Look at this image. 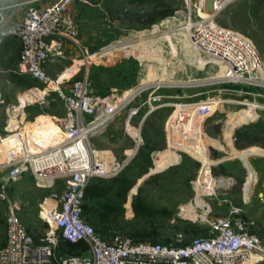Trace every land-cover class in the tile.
I'll list each match as a JSON object with an SVG mask.
<instances>
[{"label":"built area","instance_id":"built-area-1","mask_svg":"<svg viewBox=\"0 0 264 264\" xmlns=\"http://www.w3.org/2000/svg\"><path fill=\"white\" fill-rule=\"evenodd\" d=\"M74 1L55 0L49 5L28 7L22 13L18 8L20 2L0 0V42L14 37L22 46L16 72L27 74L38 82L29 91L42 92L44 101L41 103L49 104L47 96L55 92L64 104V114L60 119L61 139L34 152L29 149L23 127L22 131L18 129L20 123L24 125L23 112L27 101L8 109L9 113L16 115L15 112L22 108V121H17V125L9 124L8 136L17 135L21 140L9 146L1 163L6 174L0 181V199L8 202V214L6 243L0 248V264H262L264 238L251 231L255 221L248 218L242 207L231 199H226L228 211L224 216L211 217L212 205L207 199L202 206L196 207V219L200 217L207 222L209 235L196 237L187 245L135 242L123 234L107 239L85 221L83 204L91 180L122 172L139 147L133 154L129 153L130 149L126 158L119 159L110 149L94 148L93 136L130 106L140 89L122 95L109 93L101 96L96 93L89 76L90 68L101 65L113 50L103 47L91 51L81 43L79 26L71 10ZM190 1L194 5H189L188 10L180 12L179 16L189 31V42L195 51L207 58V63L225 67L227 80L264 88V59L253 40L217 20L227 0ZM198 1L205 2V5L197 6ZM65 41L75 46L78 63L65 65L62 73L51 75L46 70V63L64 64L68 59ZM75 66L77 69L70 76L64 75ZM82 68L84 74L76 78ZM155 100L157 96L152 93L145 102L150 106L149 112L161 106L154 105ZM4 102L0 93V105ZM185 106L194 112V117L204 119L217 112L219 102L206 100ZM138 111L139 107H130L126 119L128 127L137 130V135H131L137 144L139 130L131 122ZM174 113L167 125L168 140L177 131L183 132L178 126L185 119L174 117ZM28 174L40 187H57L40 201V216L47 226L39 241L22 220V202L11 198L6 191L10 182L23 179ZM229 180L221 179L219 185L229 188ZM216 186L215 183L209 195L216 194ZM196 198L190 203H195ZM63 240H85L89 250L81 255L61 254Z\"/></svg>","mask_w":264,"mask_h":264},{"label":"rangeland","instance_id":"rangeland-1","mask_svg":"<svg viewBox=\"0 0 264 264\" xmlns=\"http://www.w3.org/2000/svg\"><path fill=\"white\" fill-rule=\"evenodd\" d=\"M2 1L20 2L21 5L18 8L23 13L28 7L45 5L50 0ZM120 2L122 1L76 0L72 5V12L78 22L83 45L91 51L103 47L113 50L104 59L103 71L99 73L101 87L107 88L110 93L116 95L132 92L141 86L144 87V90L138 93L139 95L131 102L130 106L118 113L112 119L113 121H110L112 122L111 125L107 124L97 132L92 141L93 146L98 149H112L119 159L126 158L124 153L126 150L131 149L129 153L133 154L139 146L137 153L123 170H127L132 178H136V184L130 192L132 193L135 186L138 188L143 186L150 204L155 207H167L172 212V217L165 220L163 225L166 234L172 237L174 241H177L181 237L179 234L183 232L180 230L182 224L180 219L209 228L207 222L200 217L191 220L193 217H187L184 210L185 206L191 201H195L196 196H198L196 182L203 175L206 168V165H203L205 162L210 163L212 177L217 180L216 184L218 185L215 187L216 194L205 193L209 196L203 202L207 199L212 205L210 216L219 217L227 214L228 204L224 199H231L242 207L248 218L255 221V230L264 237V201H259L255 194L252 197L253 190L249 197L245 195L248 168L238 155L239 152L251 151L249 160L255 170L257 181L259 175L256 168L259 166L264 169V134H260L262 143L245 148L254 147L251 150L236 147L234 137L235 130L238 128L252 124L264 125V88L227 80L225 77H228V71L225 67L207 63V58L194 51L195 49L189 42V31L179 16L180 12L188 10L189 5H194L190 0H169L174 8L173 13L149 27L124 20L126 10L142 11L143 5L126 4L124 8L118 4ZM203 5L205 2L198 1L197 6ZM217 20L221 25L240 31L250 37L264 59V0H227L218 14ZM147 45L152 46L146 48ZM157 47L162 51L158 52L160 58L148 60L142 58V56L149 55ZM116 48L119 49L116 50ZM67 54L68 59L77 57V51L75 52L70 46L67 48ZM192 55L198 56V63L190 61ZM60 64H54L55 70L47 72L54 76L62 73L65 67H61ZM205 64L206 66L201 68ZM67 65H70V60L67 61ZM111 67L115 71L114 74L109 71ZM122 70L123 74H119L118 71ZM69 71L65 72L64 75L70 76L72 71L71 69ZM156 72L164 74V77L152 80L144 78L149 73L151 76L156 75ZM234 85H242V87L235 91ZM93 86L97 90L94 81ZM29 89L13 81L9 72L0 67V93L5 100L4 104L0 105V181L6 174V168L1 163L9 149L1 141V138L10 134L8 130L10 123L17 125L22 121V108L15 112L16 115L9 113L8 109L13 106L19 107L22 97L39 96L30 102L27 100L25 107L29 121L26 130L27 141L28 137H31L37 145L46 143L48 135H44L42 132L38 134V129L44 132L47 130L46 132H50L53 136L61 135L62 137L63 135V131L58 125L59 117L64 112L63 100L55 92H52L51 95L47 96L50 103H41L42 96L40 95L42 92H30ZM42 90L44 89L42 88ZM152 93L157 96V100L153 101V104L161 106L149 112L150 106L144 102ZM206 100H216L219 102V106L217 112L210 118L192 117L188 147L197 156L180 149L177 150L180 154L179 162L163 167L158 161L157 155H160L162 151H170V148H173V142L176 139H181L180 136L183 135V132H177L168 140V121L171 115L179 109L178 104L186 107L185 105ZM131 106H141L131 122V125L139 130L141 140L139 139L138 144L132 137L135 134L131 129L134 128L128 127L126 123ZM252 111L254 114L257 113L255 117ZM246 112L244 118L246 120L239 121ZM46 120L49 122L45 123ZM146 120L147 122H145ZM237 121L239 123L234 125ZM37 122H40L41 125L33 127ZM46 124L49 129H47ZM22 127L23 125L20 123L18 129L22 131ZM234 127L236 128L234 129ZM148 142L155 149L150 155V168L147 172V174H151L143 179L146 173L142 176L139 174L138 162L140 158H138V151L142 145ZM203 145L208 148L209 158L201 152ZM28 146L32 152L41 150L31 149L30 145ZM216 154L218 157H215ZM219 163H225L227 169L234 174L214 175L212 170ZM221 179H230V187L226 188L219 185ZM54 189L57 187L38 186L31 174L10 184L9 196L21 200L22 220L34 236H41L47 226V222L40 216V201ZM128 205L131 206V211ZM125 207L124 219L132 220L134 218L132 201H126ZM198 211L200 213V209ZM7 214L8 202L0 199V241L5 239ZM113 232L122 234L121 232Z\"/></svg>","mask_w":264,"mask_h":264},{"label":"trees","instance_id":"trees-1","mask_svg":"<svg viewBox=\"0 0 264 264\" xmlns=\"http://www.w3.org/2000/svg\"><path fill=\"white\" fill-rule=\"evenodd\" d=\"M121 1L122 2L118 4L122 7H124L126 4L143 5L142 11H132L129 9L126 10V13L124 14V20L128 22H137L139 25L144 27H149L154 23L170 16L174 11V8L172 7L169 0ZM21 48L22 46L20 41L14 37L7 38L0 42V67L5 68L9 72V75L13 81L18 84H22L25 88H31L38 85V82L27 74H19L16 72L20 60ZM103 68V63L99 66H92L90 68L89 75L92 83L94 81V85L97 87V90L95 89L96 93L101 96H105L110 93L107 88L101 87L99 73L103 71ZM109 71L112 73L115 72L112 67ZM118 72L119 74H123V70ZM83 74L84 69L82 68L81 71L76 75V78H81ZM241 87L242 85H234L233 88L240 89ZM246 114L247 112L240 118L239 121L246 120L244 119ZM145 122H147V120ZM237 123L239 122L237 121L234 125H237ZM235 128L236 127H234V129ZM262 133L264 134V125L252 124L238 128L235 130L234 135L235 145L240 149H245L251 145L260 144L262 143V137H260V134ZM253 148L254 147H250L245 150H251ZM154 149L155 148L151 147L148 142L142 145L138 151V158H140L138 166L140 168L139 174L141 176L147 173L150 168V155ZM201 152L205 157L209 158L207 146L203 145L201 147ZM217 155L218 154H216L215 157H218ZM212 172L214 175L234 174L232 171L227 169L225 163H219L213 168ZM11 183L12 182L6 186L7 192L8 189H10ZM135 184L136 178H132L127 170L122 171L112 177H96L91 180L86 189L85 201L83 204V217L85 221L90 223L95 231L102 237L109 239L115 234H120L113 232L116 231L121 232L123 235H127L135 242L148 241L162 244L187 245L196 237L209 235V228L203 227L197 223L180 219L182 222L180 230L183 232L179 234L181 237L178 238L177 241H174L172 237L166 234L165 227L163 225L165 220H168L172 217V212L167 207H155L150 204L148 202L150 200L145 194L143 186H140L137 193L132 196L134 218L132 220L124 219V214L126 211L125 202L128 201L129 193ZM128 206L131 211V206ZM255 227L256 224L251 228V231L259 234V232L255 230ZM41 236H34V238L36 241H39ZM5 243L6 231L5 239L3 238V240L0 241V248L3 247ZM88 250L89 244L85 240H79L75 242L63 240L60 246L61 254L81 255L88 252Z\"/></svg>","mask_w":264,"mask_h":264},{"label":"bare ground","instance_id":"bare-ground-1","mask_svg":"<svg viewBox=\"0 0 264 264\" xmlns=\"http://www.w3.org/2000/svg\"><path fill=\"white\" fill-rule=\"evenodd\" d=\"M221 5H223V4H221ZM149 46H152V45H147L146 48ZM148 49L150 50V48H148ZM152 49H154V48H152ZM158 52H162L159 47L155 48L153 52L151 51L149 55L147 54V56H142V58L147 59V60L152 59V58H154V59L160 58V54H158ZM188 55H190V54H188ZM190 61L194 62V63H198L199 62L198 56L192 55V58H190ZM201 63H203V62H201ZM163 77H164V74H159L158 72H156V75L151 76V74L149 73L144 78H146L148 80H152V79H162ZM40 96H42V95H40ZM36 97H39V96L38 95H33L32 97H29V96L25 97L24 96V97H22L21 102L25 103L27 100L31 101ZM41 101H44V99L42 98ZM178 108L179 109L174 113V117L177 116L178 118L185 119V120L180 121L179 126H178L183 131V135L180 136L181 139H176V141L173 142V144H172L173 148H170V151H168V152L162 151L160 155H157L158 161L161 163V165L163 167H166V166L170 165L171 163L179 162L180 154L178 153L177 150H180V149L186 150L189 153H191L192 155L197 156V154H195V152L188 147V139H189L190 130H191V121H192V117L194 116V112L192 110H190L189 107H187V106L184 107L183 105L178 104ZM181 109H183L182 112H181ZM252 113H253L254 117L257 114L256 112L254 114L253 111H252ZM131 131L135 135L138 134L136 129H131ZM20 140L21 139L17 135H14V136H8L7 138H5L2 141L4 142L5 145H7L9 147L12 144L16 145ZM250 154H251V151L246 152V153L245 152H239L238 153V155L240 157H242V160L245 162V164L248 168V176H247V180H246V187L244 190L245 195L247 197H249L252 194L253 186L256 182L255 170L252 166L248 165V161H250L249 160ZM203 165L204 166L206 165V168L204 169V172H203L201 179H199V181L197 182V188H198L197 200L195 203H193V204L190 203L187 206H185V208L183 207L185 210V215L187 217H193V219H196V217H197V212L195 211L196 207L198 205L202 206L205 203V202H203L205 200V197H204V195H206L205 193L210 194V192L213 191V186L216 183L215 179L212 177V175L210 173V163L205 162V164L203 163ZM221 183H224V181H221Z\"/></svg>","mask_w":264,"mask_h":264},{"label":"crops","instance_id":"crops-1","mask_svg":"<svg viewBox=\"0 0 264 264\" xmlns=\"http://www.w3.org/2000/svg\"><path fill=\"white\" fill-rule=\"evenodd\" d=\"M53 1H55V0H50V1H48V3L47 4H45V5H49V4H51ZM64 46H65V48H66V50H67V48H68V46H70V47H72V49H74V51L76 52V49H75V46L72 44V43H70L69 41H65L64 42ZM69 54V53H68ZM75 54V53H74ZM70 60V65L73 63L72 61H74L75 63H78V61H77V59H76V57L74 56L73 58H69L68 60H66V62L63 64V63H61L60 64V62H48V63H46V70L47 71H53V70H55V67H54V64H60L61 65V67H64L65 65H67V61H69ZM72 62V63H71ZM77 66H75V67H73L72 69H71V71H72V73L77 69L76 68ZM69 73H71L70 71H69ZM137 89H140V92H142V90H144V87L143 86H141V87H139V88H137ZM139 92V93H140ZM139 94L137 93V95H136V97L138 96ZM135 97V98H136ZM145 103V102H144ZM40 105H43V104H41L40 103ZM132 107V106H131ZM135 107H139V110L141 109V106H135ZM24 115H23V118H24V125H23V131H24V134H25V137H26V130L28 129V126H29V121L27 120V114H26V109L24 110ZM63 114H64V112H63ZM63 116V115H62ZM62 116H60L59 117V120H58V125L61 127V123H60V119H61V117ZM135 116V115H134ZM47 121L48 120H46L45 121V123H47ZM113 121V120H112ZM49 122V121H48ZM112 124V122H110V123H108V125H111ZM41 125V123L40 122H37V123H35L34 125H33V127H39ZM47 125V124H46ZM47 127V129H49V127H48V125L46 126ZM62 129V128H61ZM47 130H45V132L44 131H40V129H38V131H37V133L38 134H40L41 132L44 134V135H48V137H47V140H46V143L45 144H43V145H37L34 141H33V139L31 138V137H28V141H27V137H26V141H27V144L28 145H30V147H31V149H35V150H37V149H43V148H45V147H49L50 145H52V144H54L55 142H57L59 139H60V137H61V135L60 136H53V135H51V133L50 132H46ZM97 134V133H96ZM95 134V135H96ZM94 135V136H95ZM94 136H93V138H94ZM92 141H93V139H92ZM95 148V147H94ZM96 149H98V148H96ZM106 149H108V148H106ZM110 150H112V149H110ZM127 151V150H126ZM126 151L124 152L125 154H126ZM257 169V174L259 175V178H258V180L256 181L257 183H256V185L253 187V195H252V197L254 196V194L258 197V200L259 201H264V169H261L259 166L256 168ZM12 183H14V182H12ZM134 194L133 193H129V196H128V200L129 201H132V196H133ZM252 199V198H251ZM224 201H226V199H224ZM262 264H264V262L262 263Z\"/></svg>","mask_w":264,"mask_h":264},{"label":"water","instance_id":"water-1","mask_svg":"<svg viewBox=\"0 0 264 264\" xmlns=\"http://www.w3.org/2000/svg\"><path fill=\"white\" fill-rule=\"evenodd\" d=\"M219 13H220V12H219ZM240 158L242 159V157H240ZM248 165L252 166L251 163H250V161H248ZM150 174H151V173H148V174L146 173V174L143 176V179H144L146 176L150 175ZM143 179H142V180H143ZM137 189H138V186H135V189L132 190V193H133V194H136V193H137Z\"/></svg>","mask_w":264,"mask_h":264},{"label":"flooded vegetation","instance_id":"flooded-vegetation-1","mask_svg":"<svg viewBox=\"0 0 264 264\" xmlns=\"http://www.w3.org/2000/svg\"><path fill=\"white\" fill-rule=\"evenodd\" d=\"M194 156V155H193ZM245 190V189H244Z\"/></svg>","mask_w":264,"mask_h":264}]
</instances>
